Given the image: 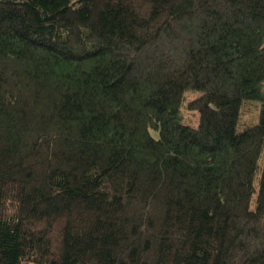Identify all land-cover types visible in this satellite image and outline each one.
Here are the masks:
<instances>
[{
  "label": "trees",
  "instance_id": "16d2710c",
  "mask_svg": "<svg viewBox=\"0 0 264 264\" xmlns=\"http://www.w3.org/2000/svg\"><path fill=\"white\" fill-rule=\"evenodd\" d=\"M0 264H264V0H0Z\"/></svg>",
  "mask_w": 264,
  "mask_h": 264
},
{
  "label": "rangeland",
  "instance_id": "374dc122",
  "mask_svg": "<svg viewBox=\"0 0 264 264\" xmlns=\"http://www.w3.org/2000/svg\"><path fill=\"white\" fill-rule=\"evenodd\" d=\"M195 94L197 95L198 93L195 92ZM193 96H194L193 92L190 91L189 94H186V100H188L190 98H193ZM183 109H184V116H185V118L188 119V120L190 119L189 120L190 123H194L195 124L197 122L196 121L197 120V113H196V111L195 110H188V109H186L184 107H183ZM250 118H252L251 115H248L247 113H245L243 115V117H242L243 121H246V120H248ZM240 127H241V123H239V125H238V128H240Z\"/></svg>",
  "mask_w": 264,
  "mask_h": 264
}]
</instances>
